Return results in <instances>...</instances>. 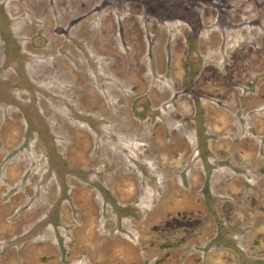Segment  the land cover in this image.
<instances>
[{
    "label": "rangeland",
    "instance_id": "rangeland-1",
    "mask_svg": "<svg viewBox=\"0 0 264 264\" xmlns=\"http://www.w3.org/2000/svg\"><path fill=\"white\" fill-rule=\"evenodd\" d=\"M0 264H264V0H0Z\"/></svg>",
    "mask_w": 264,
    "mask_h": 264
}]
</instances>
